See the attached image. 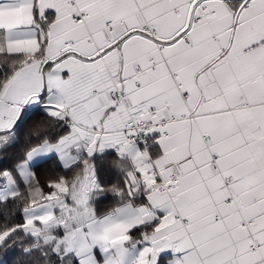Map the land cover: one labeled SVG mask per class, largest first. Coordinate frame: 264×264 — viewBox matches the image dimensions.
I'll use <instances>...</instances> for the list:
<instances>
[{"label":"snow or ice","instance_id":"snow-or-ice-1","mask_svg":"<svg viewBox=\"0 0 264 264\" xmlns=\"http://www.w3.org/2000/svg\"><path fill=\"white\" fill-rule=\"evenodd\" d=\"M0 252L264 264V0H0Z\"/></svg>","mask_w":264,"mask_h":264},{"label":"trees","instance_id":"trees-1","mask_svg":"<svg viewBox=\"0 0 264 264\" xmlns=\"http://www.w3.org/2000/svg\"><path fill=\"white\" fill-rule=\"evenodd\" d=\"M112 159H113V156L109 155V156H106L104 161H98V163L100 164V166L102 167V169L106 173L107 179L110 181L108 187H111V184L116 183L118 180V176H117L115 170L110 167ZM3 163L4 164H11L12 160L11 159H5L3 161ZM49 168L54 169V171H59V170H55L54 165H49ZM54 171H48L45 168H41V169L37 170L38 175L40 176L42 182L46 181L51 175H53ZM113 204H114V201H113L112 197L109 195V197L103 199L98 204V208L101 212H103V211L107 210L109 207H111ZM0 264H11V257L6 258L5 254L0 252Z\"/></svg>","mask_w":264,"mask_h":264}]
</instances>
